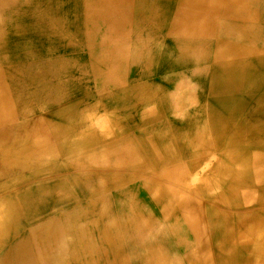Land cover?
I'll use <instances>...</instances> for the list:
<instances>
[{"label": "bare ground", "instance_id": "obj_1", "mask_svg": "<svg viewBox=\"0 0 264 264\" xmlns=\"http://www.w3.org/2000/svg\"><path fill=\"white\" fill-rule=\"evenodd\" d=\"M79 43L119 89L63 108L48 139L12 67ZM0 141L17 161L66 155L129 243L163 221L171 252L147 243L146 264H264V17L237 0H0Z\"/></svg>", "mask_w": 264, "mask_h": 264}, {"label": "rangeland", "instance_id": "obj_2", "mask_svg": "<svg viewBox=\"0 0 264 264\" xmlns=\"http://www.w3.org/2000/svg\"><path fill=\"white\" fill-rule=\"evenodd\" d=\"M245 1L260 6V0ZM90 48L79 43L48 59L12 67L11 77L17 78L9 83L29 101L28 107L21 110L42 120L38 129L47 138L50 124L60 123L63 108L80 103L91 94L119 89L113 81L97 74ZM129 64L132 67L135 62ZM156 76L157 70L152 73L153 78ZM12 131L7 132L11 138L6 136L5 150L15 143L16 132ZM49 151L38 153L30 161H17L19 156L0 153V264H146L147 243L160 244L171 252V239L159 237L164 226L161 220L142 232L136 245L129 243L128 234L116 232L119 224L114 223L115 210L107 201L111 193L84 196L64 167L66 155L53 146ZM117 205L121 212L129 213V201L121 200ZM182 237L187 241L186 235ZM183 245L185 242L179 246ZM179 248L174 256L180 255Z\"/></svg>", "mask_w": 264, "mask_h": 264}, {"label": "crops", "instance_id": "obj_3", "mask_svg": "<svg viewBox=\"0 0 264 264\" xmlns=\"http://www.w3.org/2000/svg\"><path fill=\"white\" fill-rule=\"evenodd\" d=\"M240 1L243 4H247L248 6H252L254 8V11L257 13V15H260L261 17H264V0H260V6L255 2H247L245 0H237ZM260 8V10H258Z\"/></svg>", "mask_w": 264, "mask_h": 264}]
</instances>
